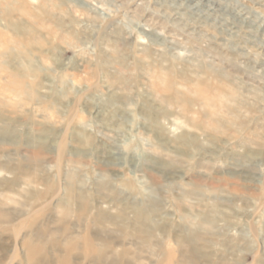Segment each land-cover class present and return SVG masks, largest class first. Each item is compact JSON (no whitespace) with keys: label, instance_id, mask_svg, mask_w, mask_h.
<instances>
[{"label":"rangeland","instance_id":"obj_1","mask_svg":"<svg viewBox=\"0 0 264 264\" xmlns=\"http://www.w3.org/2000/svg\"><path fill=\"white\" fill-rule=\"evenodd\" d=\"M200 2L0 0V264H264V0Z\"/></svg>","mask_w":264,"mask_h":264},{"label":"bare ground","instance_id":"obj_2","mask_svg":"<svg viewBox=\"0 0 264 264\" xmlns=\"http://www.w3.org/2000/svg\"><path fill=\"white\" fill-rule=\"evenodd\" d=\"M208 1V0H207ZM210 1V0H209ZM201 2H202V0H201ZM200 2V3H201ZM215 2V1H214ZM214 2H212V4L214 3ZM181 3V2H180ZM179 4V3H178ZM202 4H204V3H202ZM201 5V4H200ZM207 5H208V3H207ZM215 5V4H214ZM208 7V6H207ZM215 7V6H214ZM224 7H228V6H224ZM235 7V6H234ZM225 8V9H226ZM236 8H237V6H236ZM205 9V8H204ZM211 10V9H210ZM230 10V9H229ZM204 12V11H203ZM216 12V11H215ZM223 12V11H222ZM236 12V11H235ZM191 13V12H190ZM209 13V12H208ZM206 15V14H205ZM208 15V14H207ZM227 15V14H226ZM209 16H210V14H209ZM222 16V15H221ZM223 17H224V15H223ZM242 17V16H241ZM214 18V17H213ZM206 19V18H205ZM208 19V18H207ZM210 19V18H209ZM241 19V18H240ZM216 20V19H215ZM228 20V19H227ZM255 21V20H254ZM256 22V21H255ZM249 24V23H248ZM255 24V23H254ZM257 25V24H256ZM213 27V26H212ZM258 28V27H257ZM109 155V154H108ZM137 162V161H136ZM139 163H140V161H139ZM136 165H138V162H137V164Z\"/></svg>","mask_w":264,"mask_h":264}]
</instances>
